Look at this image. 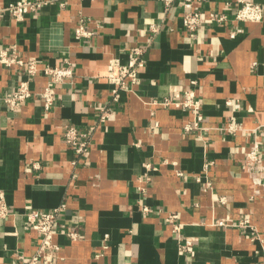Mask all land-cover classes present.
<instances>
[{"label": "crops", "instance_id": "crops-1", "mask_svg": "<svg viewBox=\"0 0 264 264\" xmlns=\"http://www.w3.org/2000/svg\"><path fill=\"white\" fill-rule=\"evenodd\" d=\"M12 1L0 0V49L36 57L41 69L69 59L74 75L56 85L45 114L40 91L47 76L39 70L30 77L32 95L11 110L2 97L26 75L0 63V194L7 210L0 215V264H15L16 253L28 259L36 249L24 212L60 203L66 211L53 237L59 251L36 264H264V187L254 192L243 162L254 139L264 152V19L236 22V0H192L201 21L189 34L183 0L167 10L161 0H49L20 20L4 9ZM253 1L264 10V0ZM221 14L226 19L212 16ZM81 16L93 33L78 39ZM151 24L157 31L149 32ZM236 24L242 31L230 37ZM137 46L138 80L113 100L107 62L116 56L126 64ZM187 89L201 101V134L183 131L191 118L185 107L148 103L178 100ZM104 104L112 113L101 120ZM230 119L240 125L234 134L225 130ZM66 123L93 125L84 157L65 144ZM171 211L182 235L195 239L193 252L178 249L165 218ZM224 216L244 218L255 230L211 224ZM72 227L76 240L66 235Z\"/></svg>", "mask_w": 264, "mask_h": 264}, {"label": "built area", "instance_id": "built-area-1", "mask_svg": "<svg viewBox=\"0 0 264 264\" xmlns=\"http://www.w3.org/2000/svg\"><path fill=\"white\" fill-rule=\"evenodd\" d=\"M48 1L49 0H16L8 3L4 9L11 13L13 17L20 20L25 14L37 11ZM161 1L163 3V9L167 10L176 0ZM236 1L237 8L233 15L236 22H260L264 19V10L260 3L253 0ZM60 4H62V2ZM182 7L183 12H181L180 17L182 25L189 34H193L200 25L201 15L197 10L192 9V0H183ZM212 16L218 21L226 19L224 14ZM89 21V18L82 16L78 19L74 28V36L76 38L81 39L92 35L93 31L87 27ZM155 31H157V27L154 24H151L149 26V32L153 33ZM241 31L242 26L236 24V27L230 31L229 36L234 37ZM142 53V47H133L132 54L126 64L121 63L120 59L116 56L109 58L106 67V80L111 84V97L113 100L118 99L120 91L130 90L132 84L138 80V69L143 65V59L141 58ZM0 63L5 66L16 65L26 75V78L21 79L11 93L2 97L4 105L11 110L15 109L18 103L25 101L32 95L33 91L30 87V77L39 70L47 76V83L40 91L42 107L45 114H47L55 104L56 85L71 81L74 75L72 62L69 59H65L63 63L56 65L46 64L41 69L38 66L36 57L22 55L15 49H12L9 52L6 48H1ZM148 103L158 104L160 106H168L170 104L183 106L188 109L191 114V118L182 125L183 131H197L201 134L202 131L206 130V127L203 126L201 101L196 97L193 89L184 90L181 98L178 100L171 96H166L162 99L148 101ZM226 103L231 104L232 101L227 100ZM233 105L235 108H239L238 102H235ZM98 113L99 118L104 120L111 115L112 111L110 106L104 104L101 106ZM153 125L157 126V121H154ZM92 128L93 125H90L88 130H86L79 129L74 124H64L63 140L65 144H67V146L79 157H84L88 152L91 142L90 131ZM239 128L240 125L233 121V119H230L225 126V130L231 134H234ZM71 162L75 165L76 159H73ZM243 162L251 173V180L255 185L254 192L257 193L260 188L264 187V152L256 139H254L250 143L249 147L243 151ZM144 166L146 169H150L149 163H144ZM177 174L181 175L182 172L177 171ZM203 174L207 175L206 168L204 169ZM143 177L144 180L149 179V176L146 173H144ZM195 178L200 180L201 175H195ZM139 179L142 180L143 178ZM205 186L206 188H210L211 183L205 180ZM138 188L142 192H145V187L139 185ZM218 200L220 202H225V196L221 195ZM141 210L148 212L151 208L147 205H142ZM65 211V203H60L48 210L32 208L27 209L24 212L26 223L30 230L37 234L38 240L34 253L28 259H25L22 253H16L15 264L46 263L50 262L57 256L59 245L54 242L53 237L56 233L57 219ZM6 213V205L3 201L2 195L0 194V215H5ZM165 218L171 225L172 233L175 234L178 249L181 252H193L195 239L193 237H185L182 235L183 223L178 221V214L171 211L167 213ZM211 224L220 227L240 226L255 230V227L244 218L233 222L230 221L228 216L216 217L212 220ZM66 235L70 240H76L78 238V232L73 227L66 231ZM254 237L258 238V235H255ZM262 255L264 256V248L262 249Z\"/></svg>", "mask_w": 264, "mask_h": 264}]
</instances>
